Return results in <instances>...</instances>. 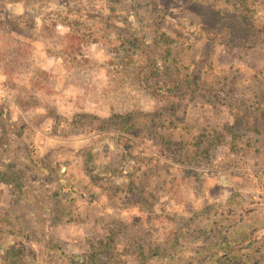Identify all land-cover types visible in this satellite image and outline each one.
<instances>
[{
    "label": "rangeland",
    "instance_id": "rangeland-1",
    "mask_svg": "<svg viewBox=\"0 0 264 264\" xmlns=\"http://www.w3.org/2000/svg\"><path fill=\"white\" fill-rule=\"evenodd\" d=\"M10 164L0 264H264V0H0Z\"/></svg>",
    "mask_w": 264,
    "mask_h": 264
},
{
    "label": "trees",
    "instance_id": "trees-1",
    "mask_svg": "<svg viewBox=\"0 0 264 264\" xmlns=\"http://www.w3.org/2000/svg\"><path fill=\"white\" fill-rule=\"evenodd\" d=\"M164 42H165L164 43L165 45H167V46L169 45L168 39H165ZM165 53L169 55L170 51L167 49ZM154 69H157L156 64H154L150 70H154ZM150 73H153V72L150 71ZM150 73L148 72L147 76H148V74L150 75ZM0 182L7 184L9 187H11L14 190V192L16 194L19 195L22 192V189H23L25 182H26V173L22 170L14 169L13 165L10 164L9 166H7V168L5 170L0 171ZM194 218L195 219L204 218L203 212H199V213L195 214ZM229 250H226V251H229ZM227 260L231 261L229 258H227ZM147 261L148 260H146V262Z\"/></svg>",
    "mask_w": 264,
    "mask_h": 264
}]
</instances>
